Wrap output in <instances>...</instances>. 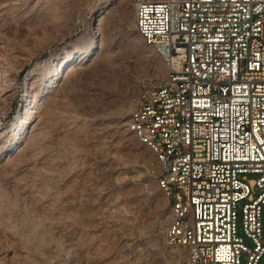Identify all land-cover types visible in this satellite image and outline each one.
I'll list each match as a JSON object with an SVG mask.
<instances>
[{"label":"rangeland","instance_id":"374dc122","mask_svg":"<svg viewBox=\"0 0 264 264\" xmlns=\"http://www.w3.org/2000/svg\"><path fill=\"white\" fill-rule=\"evenodd\" d=\"M136 16V0H0V264H188L128 128L169 72Z\"/></svg>","mask_w":264,"mask_h":264},{"label":"built area","instance_id":"2783aa9c","mask_svg":"<svg viewBox=\"0 0 264 264\" xmlns=\"http://www.w3.org/2000/svg\"><path fill=\"white\" fill-rule=\"evenodd\" d=\"M136 26L169 59L138 127L167 156L155 174L181 211L169 245L188 264L264 256V0H136ZM253 176V177H251ZM188 194L189 207H181Z\"/></svg>","mask_w":264,"mask_h":264},{"label":"bare ground","instance_id":"6f19581e","mask_svg":"<svg viewBox=\"0 0 264 264\" xmlns=\"http://www.w3.org/2000/svg\"><path fill=\"white\" fill-rule=\"evenodd\" d=\"M138 21V11H137V16H136V22ZM138 31L140 35L143 37L145 43L147 45L153 46L154 49L167 61L169 65V59L167 57V54L163 49L160 48V45L157 44L156 42H152L150 38L148 37L147 31H143L142 28H138ZM164 80H169V72L168 76ZM145 101H146V93L142 95V98L136 105L134 111L132 112L130 121L128 123V128L130 131H132L139 139L140 141L147 145L149 149L155 154L156 156V170H162L165 167V163H167V156H165L164 153H162V150L159 149L158 146L153 145V141L150 140L149 138L144 136V130L139 129L138 127V115H140L143 111V108L145 106ZM157 182L160 186V188L165 192L166 196L169 198L170 206H171V211L169 216V221H168V229L169 230H176L178 229L180 222H181V211L176 210V206H173L171 204V194L169 192V187L166 184H163V179L160 176L156 175ZM180 204L181 207H189V196L188 194H180Z\"/></svg>","mask_w":264,"mask_h":264}]
</instances>
